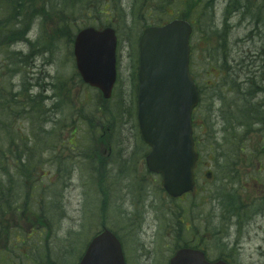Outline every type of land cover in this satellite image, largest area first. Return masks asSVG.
Listing matches in <instances>:
<instances>
[{"label": "rangeland", "instance_id": "rangeland-1", "mask_svg": "<svg viewBox=\"0 0 264 264\" xmlns=\"http://www.w3.org/2000/svg\"><path fill=\"white\" fill-rule=\"evenodd\" d=\"M243 1L247 3V8L242 4L235 12L227 15L225 9L229 0H215L206 14L201 15V25L197 26L192 33L190 38L193 44L191 45L192 72L199 86L206 91L205 96L210 95L211 91L207 88L216 81L214 77L222 66L228 67L232 72L230 78H235L238 84L244 88L249 87L246 78L253 74L255 82L264 86V5H262L261 0H256V3L255 0ZM73 3L78 4V0H65V2L63 0V3L55 8L58 11L62 7L63 12L68 14L69 17L66 20L70 23L72 32L75 33L77 29L85 25H99L102 22H107L103 14L87 17L83 12L71 11ZM131 4V2L127 4L125 0L122 2V6H126L127 10L131 9ZM181 5V2L176 1L167 7L160 21L168 18L174 12L180 11ZM136 13L137 10L134 8L132 16H136ZM120 19L121 14L113 18V25L115 26L117 23L116 26L119 29L117 30L118 85L115 98L109 101L108 106L119 103L122 110H126L122 112L121 121L116 117L115 122L110 123L105 119L102 120L103 115L96 112L97 91L79 82V78L75 75L72 44L65 43V41H60L50 50L43 49L42 51H38V47L27 42L7 43L6 41L5 46L0 47V91L3 89L6 98L11 99L13 94L20 91L21 84L27 81L33 85L31 90L33 94L43 88L44 93L51 95L53 92L50 89L52 83H58L63 79L66 81V88H69V92H65V88H63L62 96L66 97L67 100L69 99L70 103H76V108L80 107L81 103L89 105L93 121L111 136L109 146L105 145L99 153L106 158V163L113 161L112 163L115 164L109 166L108 170L113 173L105 178L110 192L106 221L113 224L114 227L109 226V228L115 232L117 228L122 229L116 234L121 241L127 264H134L132 255H134L136 264H161L163 259L160 256L166 253L164 248L168 245L174 247L176 242L183 238L181 232L179 234L173 232L177 225L176 218H180L179 211L184 210L185 215L182 217H188V220H191V223L199 228L205 226L204 223H199L191 218L194 206L198 205L202 211L221 212L218 208L220 202H226L225 199H222L226 186L222 184V182L225 183V180L221 178L222 170L219 168L221 163L217 162L219 156L221 154H248L251 145L260 141L263 133L257 126H253L245 134L238 135L237 141L225 140L230 138V134L222 131L226 125L222 118L228 115L230 110L228 104L232 96L230 98L226 96L224 102L221 100L211 102L207 96L205 102L196 111L195 137L199 143L203 144L200 149L202 162L197 179L196 194L193 198L188 195L181 200L169 198L160 189V177L148 173L145 168L144 152L146 147L141 142L135 126L136 91L133 81V68L134 59H136V39H130L132 32L127 27L132 18H125L122 21ZM133 19L136 18L133 17ZM146 21L152 23L158 21V18L147 17ZM224 21L227 24V30L222 36ZM53 25V20H50L48 27ZM38 28L39 24L27 34L28 38L34 42L40 35ZM139 29H142L141 25H139ZM207 29L219 30L220 36L212 35ZM219 45H223V47ZM16 52L19 54L12 56ZM238 62H241V66L238 65ZM14 67H17V73L11 74ZM249 89L256 91L252 92V96L248 93V99H250L247 102L260 101L263 98L264 92H257L255 87ZM243 93L246 92L240 90V94L243 95ZM17 99H21L20 94L17 95ZM213 103L214 106H212ZM50 104L51 102H47L45 106L49 107ZM86 111L85 109L83 113L87 114ZM46 118H49L50 121L44 122ZM40 119L43 122V128L46 131H52V133L49 134L48 138L38 139L41 151H44L47 146H50V149L41 154V168L35 173L38 186L42 187L44 202L39 209L33 205V211L35 214L39 211L37 217L41 219V224L47 228V233H43L39 239L40 229L38 225L32 223L30 210H27L22 220L15 221L14 237L17 238L16 241L14 239L10 241L1 240L0 249L5 250L9 264H29L32 243H35L34 246H36L32 252L37 256V264H39V258L47 256L58 264H75L86 237L93 235L100 227L99 195L96 192L99 170L94 168L97 165L96 162L85 156L87 153L99 151L100 148L95 145L90 137L87 139L88 125L81 124L79 121L75 122V133H72V137H70V123L65 108L61 112H54V110L47 112ZM31 120V117L28 120L20 119L16 129L24 128L26 130L24 133L28 134L32 127L34 135L38 134L39 126L37 123L30 126ZM201 124L205 128L200 127ZM0 142L2 146L5 145V135L1 129ZM55 156L57 158L54 161ZM124 156L128 158L126 162L122 158ZM59 162H63V167ZM123 164L126 169L122 167ZM255 166L256 162H254V168H256ZM225 167L223 162L224 171ZM260 168H264L262 162ZM207 170L213 173L211 180L204 177ZM116 173L117 176L115 177ZM254 174L260 176V173L255 172ZM124 182H126L125 187L122 186ZM216 190L221 193L223 190V193L214 198ZM139 194L142 196L141 203L137 200ZM37 198L36 193V200ZM139 206L141 208H138ZM123 207L125 210H129L134 219H136L135 211L141 209L140 216L143 219V226L136 233L135 241H133L134 224L127 222L118 215ZM187 207L189 212L186 210ZM175 210L178 211L177 215ZM184 211L181 212L182 215ZM156 213L163 216L161 220L155 217ZM144 221H148V226L144 224ZM140 223L137 222L136 227ZM219 223L218 221L216 223L211 222V226L207 227L206 233L208 234H203L202 238L208 239L207 246L209 249L215 248L213 247L214 241L218 243V246L234 249L233 241L236 239L242 245L240 262L258 264L264 260V257L258 253V246L261 244L264 246V242L261 241L264 227L250 225L245 231L238 232L234 225H230L231 227H226V234H224L219 231V229L224 228V225ZM105 225L107 224L105 223ZM213 227L218 228L213 231ZM26 254L29 255L28 258ZM0 264L4 263L0 261Z\"/></svg>", "mask_w": 264, "mask_h": 264}, {"label": "water", "instance_id": "water-1", "mask_svg": "<svg viewBox=\"0 0 264 264\" xmlns=\"http://www.w3.org/2000/svg\"><path fill=\"white\" fill-rule=\"evenodd\" d=\"M190 24L175 19L161 27L146 28L139 40L137 122L149 145L145 157L149 171L162 176L172 197L190 191L197 160L191 136L190 114L197 92L188 74ZM114 29L86 27L74 39L73 54L82 80L111 96L116 80ZM192 249L178 250L169 264H222L205 262ZM79 264H124L120 244L108 230L88 244Z\"/></svg>", "mask_w": 264, "mask_h": 264}, {"label": "trees", "instance_id": "trees-1", "mask_svg": "<svg viewBox=\"0 0 264 264\" xmlns=\"http://www.w3.org/2000/svg\"><path fill=\"white\" fill-rule=\"evenodd\" d=\"M65 2V0H64ZM63 3V0H0V6L1 8L6 11V17L0 18V45H4L5 42H16L20 39H24L25 33L29 30V28L32 25V22L35 19H39V26L41 29V33L39 35V38L32 43V46L38 47V51H42L45 48H49L55 45H58L60 41L65 40L66 43L72 42V35L73 32L70 27V23L66 20L69 16L67 13L63 12V8L58 9L56 11V7L60 6ZM137 3V2H136ZM7 4H10L7 5ZM104 4L105 6L110 7L114 11H119V3L117 1L115 2H101L96 1L93 2L91 0H78V4L73 3L71 5L72 9L75 13H80L85 11L87 14H98L100 13V5ZM139 5H141L139 8L137 7V14L144 13L147 18V10L152 11L158 9L159 2H138ZM200 4V2H199ZM243 2L240 0H234L231 1L230 6H236L237 9H239L242 6ZM189 6L188 12L191 8L195 6V3H187ZM155 6V8H152ZM10 8V10L8 9ZM245 8H247V5L245 4ZM236 9V10H237ZM70 11V12H71ZM228 12L231 11V9H227ZM72 14V13H70ZM55 17V18H54ZM142 17V14H141ZM156 18H159L158 16H155ZM109 19L110 16H107ZM126 16L121 15V21L125 19ZM144 18V19H146ZM113 19V18H110ZM50 20H53L54 25L51 27H48V22ZM136 20L132 18V24H134ZM117 25V23H116ZM19 53H15V55H18ZM263 61V59H262ZM241 62H238V65H240ZM256 73V72H254ZM254 76V74H253ZM254 78V77H253ZM248 81H251V84L254 85V87L258 90L260 89L257 84L253 81L251 77L248 78ZM53 87L56 91V96H62V90L65 88L69 92V88H66V81L61 79L60 82L53 84ZM252 87V86H251ZM251 87H242V90H244L246 93H243L242 96H240V101L242 103L237 106L236 111H231L228 116L225 118V122L227 126L232 127V125L235 123L234 121H240L243 122L245 125L250 126L251 122L255 120H258V122L261 125H264V114L263 110H261V103H250L247 102L248 99V93L250 95L253 91L249 88ZM28 87L25 84V86L22 88V91L20 94L24 96L25 98H29L27 95ZM238 92H240V89H237ZM115 96V94H114ZM252 96V95H251ZM43 96L41 94H38L37 96H34L32 98H29L30 103L29 105H25V107H29L33 112L37 113L33 117L39 118L44 113H47L50 109L44 110L42 101ZM237 98V101L238 99ZM99 99V105L103 108L102 115L104 120L106 118L109 122H114L116 117L121 121L122 119V112H125L126 110H122V107H119L120 104L118 103L119 109L116 110L115 104L108 106V103L110 100H104L101 98L100 94H98ZM235 102V101H234ZM65 101L61 100L59 103H55L53 105V108H62ZM69 108L72 110V112H78V115H83L82 112L78 111L75 104L69 103ZM2 108H6V112H9L11 109V104H9L8 99H4V95L0 94V112ZM88 123L91 128H93V123L90 120V117L87 116ZM227 128V127H225ZM91 131L94 129H90ZM50 132L41 130L38 132V134L35 135L36 139L43 140L45 138H48ZM10 139H12V136H9ZM24 146H27L26 142H23ZM47 148V147H46ZM22 154H24L26 161L22 163L21 161V154L16 156L15 159V168L14 173H9V170H11L10 167L5 165L3 161L0 159V234L1 231H4L5 234L8 235V225H5L2 221V218L7 213H15L20 207L24 211L27 207L30 206L31 200H33V191L34 188H31L30 183L32 182L31 177V170H35L36 164L40 165L42 164L41 160V154L42 151L40 150V146H35L32 149L23 150L21 151ZM37 159V163L35 164V159ZM57 157H54V161ZM22 163V164H21ZM61 163V162H59ZM20 172V174L16 172ZM101 177L104 179V175H101ZM24 182L28 184H24ZM19 198L23 199L22 204H19ZM105 201L103 204L105 205Z\"/></svg>", "mask_w": 264, "mask_h": 264}, {"label": "flooded vegetation", "instance_id": "flooded-vegetation-1", "mask_svg": "<svg viewBox=\"0 0 264 264\" xmlns=\"http://www.w3.org/2000/svg\"><path fill=\"white\" fill-rule=\"evenodd\" d=\"M190 45H193L191 41ZM263 156L252 154H225L221 156L226 159V168L223 174H226L227 184H237V190L230 192L226 196V202L220 204L221 213L211 212L219 219L220 224L224 225L223 229H219L220 232L226 234V227H231L230 225H234L238 232L245 231L250 225L264 227V168H260V162L257 160ZM254 162H256V168H254ZM255 172L263 173V175H255ZM209 178L211 180L212 175ZM261 241L264 242V230L261 234ZM233 242L234 249H226L217 245L210 257L215 260L222 259L227 264H244L239 261L242 245L239 240L234 239ZM199 245L205 253L208 252L203 249L205 246L203 242ZM258 253L264 257L262 244L258 246ZM258 264H264V260Z\"/></svg>", "mask_w": 264, "mask_h": 264}, {"label": "bare ground", "instance_id": "bare-ground-1", "mask_svg": "<svg viewBox=\"0 0 264 264\" xmlns=\"http://www.w3.org/2000/svg\"><path fill=\"white\" fill-rule=\"evenodd\" d=\"M20 0H18V2H19ZM7 5H9L10 6V4H7ZM9 10H10V8H8ZM18 41H22V42H27L28 43V36H27V32L25 33V36H24V39H20V40H18ZM29 44V43H28ZM250 64V63H249ZM250 66V65H249ZM255 84H257L256 82H255ZM32 88H33V85H30ZM257 86H259V87H261V85H259V84H257ZM47 102H51L50 100H47L46 101V103ZM45 103V104H46ZM261 110H263L264 111V108L262 107L261 108ZM263 114H264V112H263ZM114 164H111V166H113ZM108 175L109 176H111V174L108 172ZM123 187H125L126 186V182H124L123 183V185H122ZM118 230H116V232H117ZM116 232L114 231V233L116 234ZM133 241H135V236H134V238H133ZM34 260L36 261V262H38V259L37 258H34ZM39 264H53V262L51 261V259L50 258H48V257H43V258H39ZM54 264H58V262H55L54 261ZM151 264H155V263H151Z\"/></svg>", "mask_w": 264, "mask_h": 264}]
</instances>
